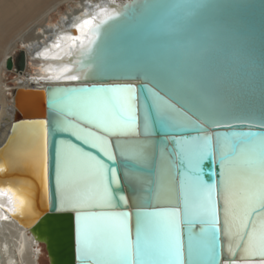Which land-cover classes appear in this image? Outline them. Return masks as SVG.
Masks as SVG:
<instances>
[{
	"label": "water",
	"instance_id": "1",
	"mask_svg": "<svg viewBox=\"0 0 264 264\" xmlns=\"http://www.w3.org/2000/svg\"><path fill=\"white\" fill-rule=\"evenodd\" d=\"M132 8L133 6L127 7L123 21H112L97 38L98 54L95 57L103 61L104 72L111 73L109 78L139 81L136 93L137 95L140 93L145 101L148 100L146 88H150L187 113L199 125L201 130L172 132L156 118L150 104L147 105L154 130L156 159L160 146H166L176 165L178 197L182 207L180 239L183 264H200L201 261L213 264L216 262L218 252L221 258L217 264H235V261L224 260L226 256L222 255L219 222L204 219L190 223L184 220L183 190L187 180L205 187H214L219 183L221 166L215 157L212 142L218 131L251 133L252 136L264 134V0H149L138 11H132ZM128 11L130 12L127 13ZM18 59V66L23 70L24 56L21 55ZM7 67L12 69V60H9ZM130 86L131 83L91 82L87 85L68 87V89H119L121 91L110 95L118 98L123 105V111L114 109L112 102L107 99L103 104L76 107L65 96L53 105L48 95L53 89H48L47 101L43 106L37 100L33 103V110L42 108L41 113L43 116L46 114L48 120L51 150L48 163L50 196L57 194L52 163L53 151L65 139L70 140L67 153H73L78 158L74 175L85 174L82 170L89 174V170H92L89 165H94V172L99 173L100 165H104L108 169V179L112 182V170L115 168L119 172L120 164L144 173L156 174L155 165L147 169L132 161L123 160L119 163L117 158L110 161L93 156L91 152L85 153L79 144L80 140L68 136V133L62 130L69 128L80 133L83 131L84 135L87 134L91 138L97 137V134L102 135L73 113L112 131H120L119 126L136 121L131 117L132 112L129 111L123 93V89ZM27 93L35 97L42 96L41 90H28ZM16 96L20 121L32 123L43 121L40 118L21 119L22 116H35L36 112L33 113L32 109V112L21 110L23 106L19 94ZM135 111L138 115L137 109ZM114 136L129 139L126 135ZM134 136L137 135H132ZM107 137L113 138L112 135ZM235 152L236 149L233 153ZM85 162L90 164L87 165ZM119 183L121 186L117 190L125 192L126 188L121 179ZM165 208L177 209L174 206L157 209L149 204L148 208L139 210ZM257 210L254 209L250 215L247 232L250 231L251 222L254 220L252 214ZM79 211L130 213L131 244L126 247L124 245L123 252H119L117 244L110 252V258L120 261L121 264H148L155 260L180 261L173 253L171 234L167 237L159 233L150 236L142 234L139 239L137 238L135 231L137 209L130 210L129 203L126 207ZM75 214L77 213L70 211L65 213L58 210L48 211L30 228L33 237L38 242L46 244L50 264H86L81 258L82 246L77 237ZM254 230L258 232V229ZM189 231L193 233L191 244L188 238ZM247 234L244 236L245 239ZM257 260L258 258L254 259ZM88 264H91V261Z\"/></svg>",
	"mask_w": 264,
	"mask_h": 264
},
{
	"label": "bare ground",
	"instance_id": "2",
	"mask_svg": "<svg viewBox=\"0 0 264 264\" xmlns=\"http://www.w3.org/2000/svg\"><path fill=\"white\" fill-rule=\"evenodd\" d=\"M146 2L149 0L144 2L142 0H0V168L6 170L0 172V264H46L47 260L43 259L47 254L46 244L38 242L31 234L30 228L45 212L58 210L74 213L63 202L65 191L63 168L60 191L50 196L48 181L45 186L38 162L33 163L23 152L27 141L31 139L32 130L38 132L41 124L44 121L48 122L46 114L43 116L41 113L42 108L33 110V103L37 100L43 106L47 101L48 89H53L48 94L49 98L53 100L55 90L58 100L65 97L59 90L87 85L91 82L131 83L132 86L123 89V93L129 111L132 112L131 117L136 121L119 126L120 131H112L73 113L102 135L97 134V137L91 138L87 134L84 135L83 131L80 133L69 128L62 130L70 137L91 142L106 156H110L112 161L116 158L119 163L123 160L132 161L147 169L155 165L156 174L153 175L152 172L144 173L120 164L119 172L115 168L112 170V182L119 188L121 179L126 191H117L122 194L124 202L129 203L130 210L138 207L146 209L149 204L155 207H177L169 211L178 214L171 219L178 220L179 237L172 233L170 239L173 253L183 264L180 239L182 207L178 197L176 165L166 146H160L159 156L156 159L157 148L147 105L150 104L156 118L172 132L180 133L186 130H201V128L187 113L150 88H146L148 100L145 101L140 93L137 95L139 81L109 78L111 73L104 72L103 61L95 57L98 54L97 38L104 33L108 25L114 20L123 21L127 7L133 6L132 11H138ZM69 3H73L74 6L62 14L58 23L53 24L52 14L60 11L63 5H70ZM96 26L98 27L95 28ZM28 28L32 30L31 35L29 31L25 32ZM17 49L21 50L19 56L15 57ZM21 55L25 59L23 70L18 66V58ZM9 60H12V69L7 67ZM30 65H37L38 69L34 74L29 73ZM9 73L15 75L13 86L7 83ZM28 90H41L42 96H32L27 93ZM17 94L23 106L20 107L21 110L32 112V109L33 113L36 112L35 116H22L21 119L40 118L43 121L37 123L20 121L16 107ZM108 132L127 133L123 135L129 136V139H120L121 136L114 135L113 138H109ZM132 135L137 136L132 137ZM69 141L65 139L58 144L62 154H68ZM212 142L215 157L220 166L221 164L224 166V176H220L219 183L214 187L201 186L188 180L185 182L184 200L186 192L190 199L198 194L204 205V214L191 219L214 221L212 217L214 211L221 230V251L222 255L226 256L224 260H231L229 259V249H231L233 254L246 257L232 260L236 262L235 264H264V260L254 261L252 258L259 253L261 245L264 244V229L261 227L264 225V134L252 136L251 133L220 130L214 135ZM131 145L144 146V150L143 152L126 150ZM234 149H236L235 153H233ZM13 151L19 153L10 160L9 155ZM71 154L76 160L78 159L75 154ZM50 157L48 139V163ZM85 163L90 164V162ZM93 166L89 165L91 171L86 168L89 174L82 170L86 175L81 172L82 175L75 174L76 178L99 179L101 171L95 173ZM8 189L11 191H7ZM158 193L161 200L170 199L172 204L157 206ZM254 209L258 210L252 214L254 220L251 222L250 231L247 232L250 215ZM183 211L184 220L189 222L190 218L185 215L184 206ZM225 220H227V228ZM254 228L258 229V232H255ZM246 233L248 234L245 239ZM154 234L156 235L152 233ZM128 244H131L130 237L118 243L119 252H123L124 245L126 247Z\"/></svg>",
	"mask_w": 264,
	"mask_h": 264
},
{
	"label": "snow or ice",
	"instance_id": "3",
	"mask_svg": "<svg viewBox=\"0 0 264 264\" xmlns=\"http://www.w3.org/2000/svg\"><path fill=\"white\" fill-rule=\"evenodd\" d=\"M119 89L111 88H73L59 90L66 97L69 102L76 107L80 106H94L103 104L105 100L112 102V107L118 111H123V105L120 104L118 98L110 94L119 92ZM53 100L51 104L57 101V92L54 90ZM48 122L44 121L38 132L32 130V136L27 141L26 149L23 154L32 160L33 163L39 164L41 178L45 186L48 181ZM127 133L122 132H108V135H123ZM145 134L147 135V121L145 123ZM85 153L91 152L93 156H100L104 160H111L110 156H106L99 147H96L91 142L79 141ZM128 151L143 152L144 146L131 145L128 146ZM19 152H11L9 159L14 158ZM121 155H124L122 151ZM127 158V157H125ZM77 160L71 153L62 154L59 148H54L53 151V168H54V181L57 193L60 191L61 185V170L63 168L65 174V191L63 202L67 204L75 214L76 232L80 245L82 246L81 258L88 264H121L120 261L110 258L111 250L124 238L131 235L130 228V213L127 211L120 212H81L80 209H111L116 207H126L123 196L117 191L118 185L108 179V169L104 165H100L101 172L99 179L92 178H76L74 170L77 167ZM114 166V162H113ZM6 171L0 168V172ZM220 176H224V166L221 164ZM7 191H11L8 189ZM171 205L170 199L161 200L159 193L157 194V206ZM147 206V205H145ZM161 207H157L160 209ZM185 215L189 217V222L192 217L204 214V205L200 201L199 195H194L191 199L186 192L184 200ZM227 211V209H226ZM178 214L168 209L163 210H139L136 211V236L139 239L142 234L148 235L152 233H159L167 237L175 233L179 237L178 220L173 221L171 217ZM214 222H218L215 212H212ZM227 228V220H225ZM264 229V225H261ZM189 243L193 239V233H188ZM219 233L217 232V247H219ZM219 252L217 253V264L220 259ZM246 257L237 256L229 249V259H245ZM253 259L264 260V244L261 245L260 251ZM148 264H182V261L177 260H155L150 261ZM200 264H209L208 261H201Z\"/></svg>",
	"mask_w": 264,
	"mask_h": 264
},
{
	"label": "rangeland",
	"instance_id": "4",
	"mask_svg": "<svg viewBox=\"0 0 264 264\" xmlns=\"http://www.w3.org/2000/svg\"><path fill=\"white\" fill-rule=\"evenodd\" d=\"M54 4V3H53ZM70 5H63L62 7H61V9H60V11H58V12H55V13H53L52 14V18L51 19H53L52 21H53V24L54 23H58L59 22V20H60V18L62 17V14L63 13H65L66 11H68L69 9H70V7H73L74 6V4L73 3H69ZM54 17V18H53ZM27 31H29V34L30 33H32V30L30 29V28H28V30H26L25 32L26 33H28ZM31 31V32H30ZM31 35V34H30ZM20 50L21 49H17L16 50V52H15V57H17V56H19V54H20ZM37 65H30L29 66V68H28V70H29V73H35L36 71H37ZM7 78H8V80H7V83L9 84V86H13V81H14V79H15V75L14 74H11V73H9L8 74V76H7ZM46 246V245H45ZM46 251V253H47V249H45ZM43 259H46L47 261V263L46 264H50V260H49V257H48V254H46V256H45V258H43ZM44 262V261H43Z\"/></svg>",
	"mask_w": 264,
	"mask_h": 264
}]
</instances>
